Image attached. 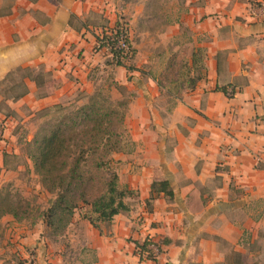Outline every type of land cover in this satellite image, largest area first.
Masks as SVG:
<instances>
[{"label": "crops", "instance_id": "0c3cea01", "mask_svg": "<svg viewBox=\"0 0 264 264\" xmlns=\"http://www.w3.org/2000/svg\"><path fill=\"white\" fill-rule=\"evenodd\" d=\"M256 3L264 0L171 7L185 19L169 30L177 35L184 24L188 66L197 60L201 77L174 93L147 73L142 52L135 67L145 74L133 77L98 47L101 24L118 25L125 0H0V188L19 171L13 161L33 140L40 114L88 99L101 87L98 74L114 73L115 86L133 95L124 124L129 145L113 158L119 188L136 196L126 200L129 211L98 227L75 215L69 229L82 264H264L257 247L264 245V11L251 10ZM165 96L174 100L170 109ZM160 181L174 198L161 194L148 207ZM148 237L162 243L156 261L137 254Z\"/></svg>", "mask_w": 264, "mask_h": 264}, {"label": "trees", "instance_id": "16d2710c", "mask_svg": "<svg viewBox=\"0 0 264 264\" xmlns=\"http://www.w3.org/2000/svg\"><path fill=\"white\" fill-rule=\"evenodd\" d=\"M114 29L125 32L130 51L124 55L113 49L112 58L117 65L127 66L130 70L127 60L133 58L134 51L128 30L120 24ZM98 42H102L103 46L111 43L107 37ZM197 62L194 60L193 71L197 70ZM200 79L199 76L191 77L189 87L195 88ZM223 91L233 97L228 90ZM127 108L125 102H119L117 107L111 104L102 90L90 95L84 105L74 108L56 106L55 119L45 122L33 140L26 143L43 188L55 199L46 210H42L5 188L0 194V224L6 216L19 223L43 221L49 235L56 238L72 224L76 211L85 207L89 208V212L81 217L95 227L100 222L110 223L119 214L129 211L126 200L134 198L136 192L119 188V175L112 167L113 155L121 152L119 128L125 123ZM161 194L168 199L174 198L168 181L153 183L147 206L151 207ZM151 245L157 248V254L150 249ZM161 253L162 243L155 238L148 237L137 244V254L141 259L156 261ZM20 264L25 263L22 260Z\"/></svg>", "mask_w": 264, "mask_h": 264}, {"label": "rangeland", "instance_id": "374dc122", "mask_svg": "<svg viewBox=\"0 0 264 264\" xmlns=\"http://www.w3.org/2000/svg\"><path fill=\"white\" fill-rule=\"evenodd\" d=\"M126 2L130 4L129 7H126ZM178 2L180 3L181 0H125L126 13L123 12L122 7L119 8V14L117 13V22L128 29L131 47L134 51L133 58L127 60L128 66L131 67L129 73L133 77L136 73L145 74L146 67L136 68L138 58L144 61L143 58L138 57L139 52H142L144 56L149 57L150 64L145 65L149 66L147 70L149 69L150 72L147 73L158 78L160 88L170 89L174 93L176 92L173 89L177 91L183 89L188 85L191 77H196L200 72L198 69L192 70V72L188 66L192 38L184 24H181L177 35H173L169 30L171 26H174L173 22L185 19L182 16L176 17V14L171 10V7ZM120 4L123 5L122 2ZM142 10L143 12H141ZM109 22L101 24L103 33L110 32L115 28L114 24L117 22L112 24L113 27ZM97 77H104L101 87L97 91L102 90L103 95L111 101V104L116 107L119 102L129 104L133 90L129 86H115L114 73L109 76L98 74ZM88 100L89 98L70 102L66 104V107L81 106ZM162 100L164 101L163 105H167V109L173 106V99L165 96ZM40 115L43 119L36 122L35 127L30 131L33 135L45 122L54 120L57 113L55 110H50ZM119 129L122 135V151L127 144L129 145V136L124 125ZM21 144V154L18 160L13 161V164H18L19 171L13 179L1 186L0 194L3 189L8 188L14 196L25 199L34 207L46 210L55 196L47 193L43 188L41 179L35 172L26 142ZM118 163L114 159L112 163L114 170ZM85 212H89V208L85 207L82 211L77 210L75 215L81 217ZM260 233L264 235V231ZM72 234L73 230L68 227L61 236L53 238L49 235V230L43 221L33 223L32 220H28L19 223L13 217L6 216L0 224V264H20L29 256L28 253L35 255V264H82L81 259L77 256ZM257 247H260L261 251L264 245ZM252 262H256V259Z\"/></svg>", "mask_w": 264, "mask_h": 264}, {"label": "built area", "instance_id": "2783aa9c", "mask_svg": "<svg viewBox=\"0 0 264 264\" xmlns=\"http://www.w3.org/2000/svg\"><path fill=\"white\" fill-rule=\"evenodd\" d=\"M258 4V5H257ZM257 6H253L251 7V10H254V9H258L260 8L261 10L264 11V4L263 3H256ZM253 12V11H252ZM115 29H113L112 31L110 32H106L102 35V38L104 37H107L109 38V41L111 43L107 44V45H104L103 46V43L102 42H98V47L99 48H105L111 55V51L114 49L116 51H120L122 52L124 55L128 54L129 51H130V46H129V43L127 41V35L125 34V32L123 30H120V31H114ZM108 40V39H107ZM113 47H112V45ZM229 94H232L234 95V90H230L229 91ZM3 129H4V125L2 122H0V139L2 137V134H3ZM150 239H152L151 237H149ZM150 249L154 252V253H158V250L157 248L154 246V245H151L150 246ZM29 254V258L25 259L24 260V263L27 264H35L36 263V259H35V255H33L32 253H28Z\"/></svg>", "mask_w": 264, "mask_h": 264}]
</instances>
